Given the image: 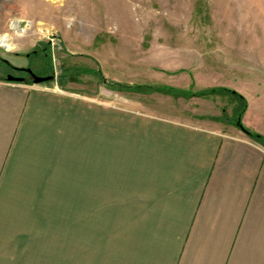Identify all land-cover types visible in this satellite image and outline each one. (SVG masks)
<instances>
[{
  "label": "crops",
  "instance_id": "crops-1",
  "mask_svg": "<svg viewBox=\"0 0 264 264\" xmlns=\"http://www.w3.org/2000/svg\"><path fill=\"white\" fill-rule=\"evenodd\" d=\"M88 103L0 76V264H264V126Z\"/></svg>",
  "mask_w": 264,
  "mask_h": 264
},
{
  "label": "rangeland",
  "instance_id": "rangeland-1",
  "mask_svg": "<svg viewBox=\"0 0 264 264\" xmlns=\"http://www.w3.org/2000/svg\"><path fill=\"white\" fill-rule=\"evenodd\" d=\"M10 64L54 73L35 86L94 100L102 119L109 106L141 102L223 131L263 127L264 0H0L4 80L20 76Z\"/></svg>",
  "mask_w": 264,
  "mask_h": 264
},
{
  "label": "flooded vegetation",
  "instance_id": "flooded-vegetation-1",
  "mask_svg": "<svg viewBox=\"0 0 264 264\" xmlns=\"http://www.w3.org/2000/svg\"><path fill=\"white\" fill-rule=\"evenodd\" d=\"M39 53L40 52L38 50H35V51H33V53H27L23 58L28 61L29 59H31V57L33 55L38 56ZM47 57H48L47 54H45L41 58V60H40L41 62L39 61V66L43 64V62H44V61H42L43 59H45V61L47 60ZM3 61H4V59H3ZM45 64H46V62H45ZM10 66H11V64L9 65V67ZM10 68L13 69L17 74H20V76H13V77L23 80V82H20L21 84H30V83L33 84L32 75L33 74L36 75V74L34 73V70L31 67H28L27 65H25V66H11ZM38 77H42V76H38ZM45 77H55V76H54V73L53 74L51 73V74H47ZM50 82H52V81H50Z\"/></svg>",
  "mask_w": 264,
  "mask_h": 264
},
{
  "label": "water",
  "instance_id": "water-1",
  "mask_svg": "<svg viewBox=\"0 0 264 264\" xmlns=\"http://www.w3.org/2000/svg\"><path fill=\"white\" fill-rule=\"evenodd\" d=\"M54 79L55 77H38L34 74L32 75L33 84L35 85L47 83V82L53 81ZM5 80L11 83L12 82H16V83L23 82V80L15 78L13 76H7ZM238 125H240V123Z\"/></svg>",
  "mask_w": 264,
  "mask_h": 264
},
{
  "label": "trees",
  "instance_id": "trees-1",
  "mask_svg": "<svg viewBox=\"0 0 264 264\" xmlns=\"http://www.w3.org/2000/svg\"><path fill=\"white\" fill-rule=\"evenodd\" d=\"M217 91H225V92L230 93V94H232V95H236V94H234V92H230V91H228V90H226V89L214 90V91H211V93H212V92H217ZM240 99H241L242 101L244 100L242 97H240ZM243 107H244V109H246V105H244ZM238 118H240V114H239V117H238ZM237 120H238L237 122L239 123V119H237ZM237 126H238L242 131H244V133L247 134L250 138H252V139H254V140H256V141H260V140L262 139V137H261L260 135H258V134H256V133H253V132H251V131L245 129V128L243 127L242 124H240V125L237 124Z\"/></svg>",
  "mask_w": 264,
  "mask_h": 264
},
{
  "label": "bare ground",
  "instance_id": "bare-ground-1",
  "mask_svg": "<svg viewBox=\"0 0 264 264\" xmlns=\"http://www.w3.org/2000/svg\"><path fill=\"white\" fill-rule=\"evenodd\" d=\"M7 38H1V45H3V46H7L8 44H7ZM8 47V46H7ZM6 49V48H5ZM6 51H8V50H6Z\"/></svg>",
  "mask_w": 264,
  "mask_h": 264
}]
</instances>
